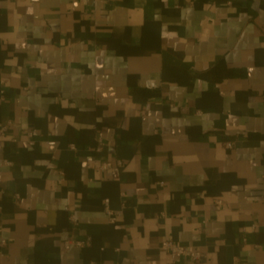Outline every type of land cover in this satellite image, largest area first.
I'll list each match as a JSON object with an SVG mask.
<instances>
[{
    "label": "crops",
    "instance_id": "1",
    "mask_svg": "<svg viewBox=\"0 0 264 264\" xmlns=\"http://www.w3.org/2000/svg\"><path fill=\"white\" fill-rule=\"evenodd\" d=\"M7 122L0 264H264V0H0Z\"/></svg>",
    "mask_w": 264,
    "mask_h": 264
},
{
    "label": "built area",
    "instance_id": "2",
    "mask_svg": "<svg viewBox=\"0 0 264 264\" xmlns=\"http://www.w3.org/2000/svg\"><path fill=\"white\" fill-rule=\"evenodd\" d=\"M11 122L7 123H0V135L5 134L9 127ZM101 142V141H100ZM102 142L100 146L98 147V150L102 149ZM72 149H75V144H71L70 146ZM12 162L9 160H5L3 162H0V166L2 165H11ZM125 165V162L122 159H116V160H110V159H98V168L102 171H106L110 174L111 178L115 181H120L122 176V170ZM4 192L0 190V211L2 210V197ZM124 195L123 193L121 194ZM19 195L16 194V197ZM264 201V197H263ZM104 212L107 214L108 219L110 222L115 223L119 216L123 214V210H112L109 206V198L104 199ZM71 220L76 222V218L74 215H71ZM0 228V233H1ZM91 238L87 237L85 239H66L64 240V248L70 249L71 247H83L85 244L90 241ZM7 239L0 235V245L6 246L7 245ZM160 249L167 252L171 255L173 260H176L178 258H187L192 261H199L202 259V250L195 245L191 244H183L179 241H176L172 238L164 239L160 244Z\"/></svg>",
    "mask_w": 264,
    "mask_h": 264
},
{
    "label": "trees",
    "instance_id": "3",
    "mask_svg": "<svg viewBox=\"0 0 264 264\" xmlns=\"http://www.w3.org/2000/svg\"><path fill=\"white\" fill-rule=\"evenodd\" d=\"M213 75L216 73L219 77H222L223 75H231L234 74V71L232 68L227 67L224 64H219L213 71Z\"/></svg>",
    "mask_w": 264,
    "mask_h": 264
}]
</instances>
